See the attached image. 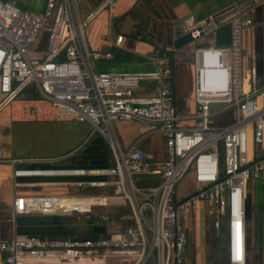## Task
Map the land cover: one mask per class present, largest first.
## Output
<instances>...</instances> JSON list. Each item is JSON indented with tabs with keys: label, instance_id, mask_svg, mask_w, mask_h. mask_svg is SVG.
<instances>
[{
	"label": "built area",
	"instance_id": "1",
	"mask_svg": "<svg viewBox=\"0 0 264 264\" xmlns=\"http://www.w3.org/2000/svg\"><path fill=\"white\" fill-rule=\"evenodd\" d=\"M114 1L99 0L81 15L83 0H45L40 11L0 0V109L7 108L12 121L86 123L110 153L109 165L97 169L12 170V177H74L68 186L103 193L16 196L13 214L69 212L61 217L92 236L0 239V264H186L199 204L225 262L244 264L247 183L264 181V81L258 84L255 67L247 65L245 39L253 7L263 0L236 1L228 14L178 22L177 36L188 33L206 43L192 52V114L174 108L164 51L144 53L149 71H95V62L109 59L108 47L120 45L123 36L108 34L107 49L90 50L84 30ZM225 23L229 41L215 45V29ZM143 82L152 83L149 94L136 93ZM119 120L152 125L163 139V157L143 150L139 138L122 148L113 127ZM185 120L192 122L180 124ZM8 161L0 148V163ZM91 175L98 178L82 179ZM185 176L191 188L177 196Z\"/></svg>",
	"mask_w": 264,
	"mask_h": 264
},
{
	"label": "crops",
	"instance_id": "2",
	"mask_svg": "<svg viewBox=\"0 0 264 264\" xmlns=\"http://www.w3.org/2000/svg\"><path fill=\"white\" fill-rule=\"evenodd\" d=\"M14 1H18L25 10L40 11L45 0ZM98 1L83 0L80 14L84 15L94 8ZM236 1H241L245 5L249 3L248 0H115L110 8L98 13L84 30L86 44L90 50L107 49L108 34L123 36L120 45L108 47L111 57L96 61L94 69L95 71H149L153 66L144 57V53L151 50L164 51L171 62L174 108L178 112L192 114L195 111L193 55H187L185 48H173V33L178 22L184 17L191 16L194 20H199L222 12L223 15L228 14L231 12L230 5ZM252 18L253 25L245 39V52L249 53L250 64L255 67L256 82L259 84L264 81V0L254 5ZM126 19L128 28L121 32L119 24ZM151 85L150 82L141 83L136 93L149 94ZM191 122L185 120L180 124L190 125ZM37 123L46 122L12 121L8 109H0V148L7 159L13 160L0 163V239L27 234L41 236L66 230L60 221L52 217L53 215L16 216L12 212V202L16 196L62 194L70 187L67 185V182H70L68 177H12L13 169L77 167L71 166L73 164L68 161L59 160L62 156L53 151L60 146H56L53 150L51 147L37 144L35 131V126H39ZM82 124L85 126H80L84 131H81L79 139L83 141L90 133V127L86 123ZM114 126L122 148H126L139 138L138 145L148 153H152L148 145L150 135L157 133L162 138L148 123L119 120L114 122ZM161 145V154L155 155L158 158L164 155L163 140ZM105 162L106 165L110 163L109 159ZM248 227L249 223L246 226L247 234ZM80 229L79 227L78 230ZM257 240L258 244L254 247L252 258L253 264H261L264 255V229L262 234L259 233ZM246 264H251L249 258Z\"/></svg>",
	"mask_w": 264,
	"mask_h": 264
},
{
	"label": "rangeland",
	"instance_id": "3",
	"mask_svg": "<svg viewBox=\"0 0 264 264\" xmlns=\"http://www.w3.org/2000/svg\"><path fill=\"white\" fill-rule=\"evenodd\" d=\"M81 9L82 7L79 8V11H81ZM119 26L121 32L126 31L128 28L127 19L122 20V24H119ZM205 44L206 43L204 39H196L182 46V48H185L187 55L188 54L190 55L192 54L193 50L196 47L204 46ZM247 65H250L249 56L247 57ZM37 124L39 125V126H35L37 144L41 146L45 145L47 147H51L53 148V150H55L56 146L57 147L60 146V148L62 147L61 150L60 148H58L53 152H55V154L57 155H60V157L62 156V158H60L59 160H64L72 163L73 165L71 166L83 167L85 169H97L105 166L106 165L105 160H108L110 158V153L107 150V147L101 135L97 133H89L84 138L83 141L79 139V135L81 134V131H84L82 127L85 126L82 123L72 124V123H64V122H46V123H37ZM113 127H115L114 123H113ZM149 140L150 142L148 143V145L150 151L154 153V155H160L161 154L160 150L162 146L161 144L163 139L160 138V136L157 133H152L149 137ZM96 178L98 177L91 175V176H85L82 179L87 180V179H96ZM190 184L191 183L188 177L186 176L181 181H179V183L176 185L177 196H181L187 193L191 188ZM68 190L67 192L70 194H79L80 192L77 189V187H68ZM245 214L247 216V220L250 222L248 230L249 231L252 229L254 230L255 240H257L259 236L258 228H260V234H262L263 229H261L262 227L261 225L263 224L264 221V185L261 182H259L257 179H255V181L253 179L249 180L247 183ZM52 217L55 218L56 221H60L63 224V226L66 227V229L78 230L79 228V225L73 223V219L70 217H60V216L58 217L52 216ZM194 217L196 220L195 222L196 245L198 246L200 244L201 246L203 237L199 235V232L202 229V225L201 223L198 224L197 221H201L202 216H200L198 212ZM258 223H260V225ZM252 225H255L256 227L253 228ZM83 228L84 226L82 225L80 230L85 232V229ZM206 239H207L206 248L208 252V238ZM189 241L190 240L188 238V243ZM217 242L218 244H221L220 240H218ZM192 255H193V251H192ZM116 260H117L116 257L110 259L111 262ZM223 263L227 264L224 258H223Z\"/></svg>",
	"mask_w": 264,
	"mask_h": 264
},
{
	"label": "flooded vegetation",
	"instance_id": "4",
	"mask_svg": "<svg viewBox=\"0 0 264 264\" xmlns=\"http://www.w3.org/2000/svg\"><path fill=\"white\" fill-rule=\"evenodd\" d=\"M261 183L264 185V181H261ZM247 223L250 224L248 221ZM260 225V223H258ZM261 229H264V221L263 224L261 225ZM252 227H256L255 225H252ZM249 228V227H248ZM259 233H260V228ZM199 235L203 237L202 239V245L200 244L197 246L195 251L193 252L192 255V250L190 248V241L187 245L186 249V264H224L223 263V252L221 245L218 244L215 240H213L209 234V229L207 234H203V231L200 230ZM205 238H208V252L206 248V240ZM258 244V240H255L254 236V230H248V234L246 231V237H245V261L244 264H246L247 259L249 258L251 261V264H253V253H254V247H256ZM261 264H264V255L263 258L261 259Z\"/></svg>",
	"mask_w": 264,
	"mask_h": 264
},
{
	"label": "water",
	"instance_id": "5",
	"mask_svg": "<svg viewBox=\"0 0 264 264\" xmlns=\"http://www.w3.org/2000/svg\"><path fill=\"white\" fill-rule=\"evenodd\" d=\"M15 4L21 9V10H24V7H22L20 5V3L18 1H15ZM178 35V31H175L173 33V40H172V45H173V48L174 49H178L186 44H188L189 42L192 41V38L191 36L186 33V34H183V35H180V36H177ZM229 41V25L228 23H225L221 26H219L218 28L215 29V32H214V43L215 45H223V44H227ZM211 106H215V105H211ZM74 177H68V179L70 181L74 180L72 179ZM205 205L203 207L202 204H199L197 209H196V212L194 214V216H196V214L199 212L200 216L201 217V221H197L198 224L201 223L202 225V231H203V234H207L208 232V224H207V217L205 215ZM41 215L40 213H37V212H30V213H16V216H39ZM68 216L69 215V212H64V211H56L53 216L55 217H58V216ZM195 217H193L191 219V222H190V228H189V240H190V248L191 250L194 252L195 249L197 248V245H196V238H195V234H196V231H195ZM204 240H206V238L204 237Z\"/></svg>",
	"mask_w": 264,
	"mask_h": 264
},
{
	"label": "trees",
	"instance_id": "6",
	"mask_svg": "<svg viewBox=\"0 0 264 264\" xmlns=\"http://www.w3.org/2000/svg\"><path fill=\"white\" fill-rule=\"evenodd\" d=\"M142 184H147L148 180H141ZM80 193H95V194H100L103 193L101 188H83L79 190ZM78 234L79 236H92L90 233L88 232H83L81 230H77V229H66L65 231H60V232H56V233H46L43 234L42 236H48V237H64V236H71L72 234Z\"/></svg>",
	"mask_w": 264,
	"mask_h": 264
}]
</instances>
